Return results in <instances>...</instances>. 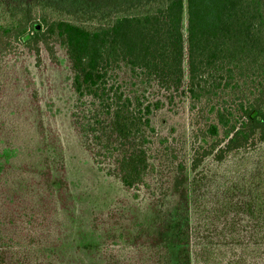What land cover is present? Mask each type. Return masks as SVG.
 I'll return each instance as SVG.
<instances>
[{"label":"trees","instance_id":"obj_1","mask_svg":"<svg viewBox=\"0 0 264 264\" xmlns=\"http://www.w3.org/2000/svg\"><path fill=\"white\" fill-rule=\"evenodd\" d=\"M59 50L83 106L75 124L85 151L134 200L141 192L151 200L120 208L108 228L96 216L84 223L62 150H48L42 136L22 151L1 137V120L0 264H189L174 261L187 231L166 208L182 194L187 166L152 117L186 78L190 171L264 143V0L0 1V62L20 51L37 65L42 53L57 62ZM1 77L0 65V90ZM252 168L238 178L250 187L249 237L264 240V171ZM117 241L136 256L118 255Z\"/></svg>","mask_w":264,"mask_h":264},{"label":"rangeland","instance_id":"obj_2","mask_svg":"<svg viewBox=\"0 0 264 264\" xmlns=\"http://www.w3.org/2000/svg\"><path fill=\"white\" fill-rule=\"evenodd\" d=\"M74 1L96 6L115 4L120 0ZM57 55L58 60L54 62L42 53V60L37 65L33 56L20 51L16 56L0 62L3 80L0 121L5 120L1 137L14 142L19 148H25L21 149L24 151L29 148L25 146L36 144L43 136L50 142L48 150H62L65 175L79 218L84 223H91L96 216L98 227L108 228L109 221H116L114 214L120 208L143 207L151 197L141 192L134 200L132 191L123 189L118 180L107 175V169L101 168L103 165L85 151L75 124L77 120L83 121L80 110L83 106L71 89L65 54L59 50ZM185 88L186 78L180 94L172 102L165 99L163 108L152 117L158 136L166 138L187 166V181L182 194L174 195L169 207L166 206L170 218L179 221L187 231L185 241L172 248L174 261L181 263L187 259L189 264H264V247L261 245L264 240L249 237L254 224L248 220L250 213L246 208L250 187L238 178L241 173L246 181L250 167L256 172L264 171V143L242 149L222 162L208 157L196 172L190 171L192 137ZM28 113L33 126L28 124L29 117L23 120ZM37 118L41 121L36 122ZM209 219L213 224L208 226ZM108 245L104 246L107 248ZM112 248L120 256H136L134 248L123 242L117 241ZM211 248L216 249L214 253H211ZM16 250H23V246L17 245Z\"/></svg>","mask_w":264,"mask_h":264}]
</instances>
